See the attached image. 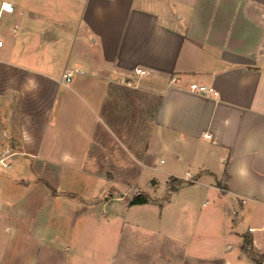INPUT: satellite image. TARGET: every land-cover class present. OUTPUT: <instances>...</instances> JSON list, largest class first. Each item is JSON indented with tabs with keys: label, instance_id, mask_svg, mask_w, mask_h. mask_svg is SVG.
Returning a JSON list of instances; mask_svg holds the SVG:
<instances>
[{
	"label": "crops",
	"instance_id": "obj_1",
	"mask_svg": "<svg viewBox=\"0 0 264 264\" xmlns=\"http://www.w3.org/2000/svg\"><path fill=\"white\" fill-rule=\"evenodd\" d=\"M10 5L11 13H0L1 153L5 161L38 156L30 170L45 173L25 182L23 198L0 176V264L264 263V0ZM157 136L172 160L166 183L190 182L212 198L202 228L132 221L147 204L107 199L103 188L112 184L101 181L87 200L95 227L85 239L84 227L72 245L45 238L47 219L37 222L44 216L35 210L59 194L48 172L113 170L114 144L142 147L133 160L144 170ZM28 204L33 213L22 208ZM165 206L158 203V212ZM99 226H110L115 242L93 244L108 241Z\"/></svg>",
	"mask_w": 264,
	"mask_h": 264
},
{
	"label": "rangeland",
	"instance_id": "obj_2",
	"mask_svg": "<svg viewBox=\"0 0 264 264\" xmlns=\"http://www.w3.org/2000/svg\"><path fill=\"white\" fill-rule=\"evenodd\" d=\"M5 1L11 3L15 0ZM27 1L28 0H21V3H27ZM2 23L3 21L0 23V28ZM148 111L146 115H149ZM150 144V150L152 149L150 152L152 163L149 168L144 170L141 169L139 164H135L133 160L135 156H139L135 151L142 150V147H135L134 145L127 147L125 145L127 148L122 146L121 149L117 144H114L113 147L116 154L114 159L117 163L113 170L100 169L92 171L85 169L82 171L53 170L48 172L49 174L47 175L49 178H47V180L50 181L51 188L55 189L59 194L57 200L49 201L43 204L39 210H35L39 211L44 216H41L42 218L37 222H42L47 219L48 229L45 231L47 232L45 238L49 239L52 243H56V245L66 243H71L72 245L76 240L75 238L78 237L79 231L84 227L85 232L83 238L85 239V234H87L88 230L95 227L92 224L93 219H91V216L86 215L88 208L87 200L93 198V195L96 193V185L101 186L102 182H110L109 184H112L103 188L105 190L103 196L105 195L107 199H124L128 206H130L131 200L136 196H142L148 199L147 206L139 210V215H132V221H142L141 223H148L150 226H155L158 224V219L163 218V223H165L166 226H176L177 221L178 226L185 227L188 225L202 228L205 221L203 217H205L213 207L212 198L205 196L193 187H187L190 182L177 181L170 183L168 180L166 183L163 173L170 171L169 168L172 164L171 156L163 154L161 149H158V136L154 138ZM2 150L3 147L0 142V164H5L4 168L0 167V173H2L0 176L4 178L1 180L3 181L1 185L9 189V182L13 183V185L17 186V191L12 195H16V198H23L27 194L24 187L25 182H32L35 180V177H38L35 175L45 173L30 170L32 167L33 169L37 167L40 160L38 156L31 158L29 156L15 155L9 157L8 160L5 161L4 157L8 156V154L1 153ZM119 151L120 153L118 154ZM51 157L54 158L57 156ZM8 165H10L9 168H7ZM100 166L103 167L104 165ZM171 173H173L175 177H180L183 175L184 170H173ZM172 187H184V189L170 196L168 193L171 192ZM75 193H77V195ZM5 197L9 198V194H6ZM158 203L161 207L167 205L163 212H158L160 210L158 208ZM33 205L36 206L35 204ZM22 208H25L29 213L34 212L30 204H28V206L22 205ZM170 213H174V216L171 217L168 215ZM104 216H107V211H104ZM176 216H178V218H176ZM12 221L15 222V219ZM17 221L21 222L23 225L28 220L26 218H21L17 219ZM99 221L104 222L105 219H100ZM40 226L39 224L38 227ZM110 226H99V229L104 230H99L98 232V234H100L98 236L99 239L107 237L108 241H97L93 242V244L110 243L111 240L113 241L114 238H117L114 235H110L112 234V230H106L107 227L110 228ZM94 233L96 236L97 231ZM92 237L94 236H90L88 239H92ZM53 239H55V241ZM87 243H92V241H87Z\"/></svg>",
	"mask_w": 264,
	"mask_h": 264
},
{
	"label": "built area",
	"instance_id": "obj_3",
	"mask_svg": "<svg viewBox=\"0 0 264 264\" xmlns=\"http://www.w3.org/2000/svg\"><path fill=\"white\" fill-rule=\"evenodd\" d=\"M1 12H5V13H11L12 12V6L10 5V3L8 2H0V13ZM1 46V44H0ZM135 75L141 77V76H146L148 73L143 71L142 69H136L134 71ZM70 80V74H66V82H69ZM173 81H175V79H173ZM190 89L194 92H198L204 95H211V96H216L217 93L212 89V88H207L205 86H198V85H191ZM205 138H209V136H204ZM1 163V162H0ZM188 175L186 174L185 179L188 181H191L188 179ZM250 231V230H249ZM264 264V263H261Z\"/></svg>",
	"mask_w": 264,
	"mask_h": 264
},
{
	"label": "trees",
	"instance_id": "obj_4",
	"mask_svg": "<svg viewBox=\"0 0 264 264\" xmlns=\"http://www.w3.org/2000/svg\"><path fill=\"white\" fill-rule=\"evenodd\" d=\"M170 183L171 182H177L179 180H176L174 178H170L169 179ZM181 182V181H180ZM171 192H176V187H172L171 188ZM148 204V199L142 196H136L135 198H133L130 202V206H135V205H146ZM244 247L247 245V242H244ZM255 259V258H254ZM256 262H258V264H261L262 262L260 260L255 259Z\"/></svg>",
	"mask_w": 264,
	"mask_h": 264
}]
</instances>
